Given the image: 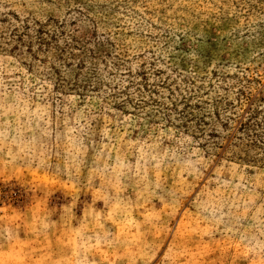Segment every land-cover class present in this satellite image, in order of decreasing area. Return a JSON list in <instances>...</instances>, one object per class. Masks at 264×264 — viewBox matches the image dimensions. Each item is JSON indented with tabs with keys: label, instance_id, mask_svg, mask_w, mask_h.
I'll return each mask as SVG.
<instances>
[{
	"label": "rangeland",
	"instance_id": "obj_1",
	"mask_svg": "<svg viewBox=\"0 0 264 264\" xmlns=\"http://www.w3.org/2000/svg\"><path fill=\"white\" fill-rule=\"evenodd\" d=\"M248 114L264 0H0V264H264Z\"/></svg>",
	"mask_w": 264,
	"mask_h": 264
},
{
	"label": "trees",
	"instance_id": "obj_2",
	"mask_svg": "<svg viewBox=\"0 0 264 264\" xmlns=\"http://www.w3.org/2000/svg\"><path fill=\"white\" fill-rule=\"evenodd\" d=\"M260 123L253 115L248 114L245 121H242L234 135L235 143L241 148L246 147L245 153L250 148L264 147V132L260 131ZM243 150V149H242Z\"/></svg>",
	"mask_w": 264,
	"mask_h": 264
}]
</instances>
